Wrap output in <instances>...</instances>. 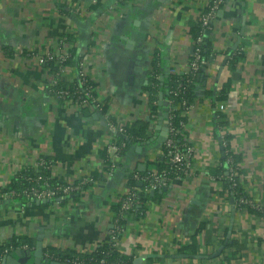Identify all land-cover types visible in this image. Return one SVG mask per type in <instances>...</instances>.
<instances>
[{
    "label": "crops",
    "instance_id": "1",
    "mask_svg": "<svg viewBox=\"0 0 264 264\" xmlns=\"http://www.w3.org/2000/svg\"><path fill=\"white\" fill-rule=\"evenodd\" d=\"M208 2L0 0V246L25 238L34 248L23 251L33 252L40 241L51 262L57 260L48 258V249L91 253L106 242L132 174L155 171L163 155L157 142L161 92L155 94L157 109L148 91L153 64L166 76L187 70L195 51L191 30ZM63 38L84 61L106 103L104 116L88 117L56 101L50 73L29 56ZM204 40L207 65L197 75L181 132L191 150V173L159 190V201L148 198L124 217L118 250L133 264L139 258L141 264H264V220L250 208H235L209 172L220 166L228 138L245 197L264 207V0H226ZM237 49L243 55L231 67L229 53ZM109 122H148L149 139L112 160ZM41 159L56 179L77 183L91 175L93 182L63 203L1 197ZM194 237L196 256L206 258H174ZM225 241L222 253L209 259ZM6 256L32 264L25 256Z\"/></svg>",
    "mask_w": 264,
    "mask_h": 264
},
{
    "label": "built area",
    "instance_id": "2",
    "mask_svg": "<svg viewBox=\"0 0 264 264\" xmlns=\"http://www.w3.org/2000/svg\"><path fill=\"white\" fill-rule=\"evenodd\" d=\"M226 0H209L208 4L200 12L197 22L201 28V34L194 40L195 51L193 58L188 63L187 70L183 73L181 81L177 83V88L171 91V94L178 96L182 95L190 84L192 78L200 71L203 70L207 61L205 58L199 56L198 45L203 43L205 33L210 30L212 20L215 17L217 10L220 5H222ZM68 45L65 43V39H61L59 43L53 49H46L42 52H29V56L34 58L38 65L45 67L50 62L55 63V72L50 74V93L52 97L60 102L61 104L68 106L75 111H80L84 107H91L93 114H99L101 109V103L96 94L95 85L92 83V79L87 71V67L84 61H80L73 68L65 65L71 59V53ZM72 71V72H71ZM71 74H73L71 76ZM76 84L73 85V82ZM63 84V85H62ZM169 112L172 114L174 111L180 109V122L179 129L183 130L184 117L190 107L185 99L177 105L174 106L172 101H168ZM173 117V116H172ZM107 119V117H106ZM108 120V119H107ZM167 123H168V136L165 141L164 151L168 160V164L172 170V177L168 173L163 172L162 174L155 171H150L146 175H140L138 173L132 174V179L145 185L143 192L140 193H155L163 188L168 187L172 181H182L185 177L191 173V150L185 144H178L176 142V135L179 130L174 128L171 123V116L167 112ZM109 130L111 133L124 134L126 126L118 123H108ZM225 146V143H224ZM109 150L112 151V160L117 159L120 155L119 147L114 143L109 146ZM163 154V152H162ZM107 158L106 162H110ZM227 172L226 175L231 182L232 187L236 186V178L239 177L237 166L233 163L231 158L226 161ZM47 166L46 162L42 159L39 160L35 166V169L43 168ZM106 167L112 170V165L109 163ZM214 178V177H213ZM218 181L216 177L214 178ZM28 181L32 183L29 187L23 189L20 194L15 191H8L6 193H1L2 198L14 199L16 196H21L26 202L31 201H50L57 196H69L73 193H78L82 190L83 186L89 185L93 182L91 175L86 176L84 179L77 183H67L64 182L63 185L51 187L47 178L39 175L38 172L34 174L32 178H28ZM137 188H130L129 191L122 197L120 201L119 217L122 214H127L133 212L135 207L141 204L138 195L140 194ZM59 196V197H60ZM237 208L247 207L251 210L257 212L260 217L264 220V207L260 205H254L249 199L245 197H240L236 204ZM119 217L115 215L113 228L109 233L106 240L107 243L113 247L118 248L119 239L123 232V226L120 228L118 225ZM101 264H106L104 261Z\"/></svg>",
    "mask_w": 264,
    "mask_h": 264
},
{
    "label": "trees",
    "instance_id": "3",
    "mask_svg": "<svg viewBox=\"0 0 264 264\" xmlns=\"http://www.w3.org/2000/svg\"><path fill=\"white\" fill-rule=\"evenodd\" d=\"M223 5V4H222ZM221 6V5H220ZM192 37L193 40H195L197 37L200 36L201 34V28L198 22L195 23L193 26L192 30ZM67 37V36H66ZM68 41L72 39L70 36L66 38ZM204 42L198 45L197 47L199 48V56L201 58H205V53H204ZM71 53V59L68 61V63H65L67 66L71 65H77L79 62V59H76L74 54L70 51ZM243 55V51L241 49H237L234 51H231L229 53V65L231 67L235 66L236 63L241 59ZM193 58V55L191 59ZM45 69L48 70L50 74H53L55 72V63L50 62L48 65L44 67ZM202 70H200L191 80L190 84H188L187 90L182 94L175 96L171 94V91L175 90L177 88V83L182 80L183 74L180 75H162L161 67L158 65L157 62L153 64V71L150 75V82L148 85V91L151 94L150 101L153 105L154 108L158 109V106L155 105L157 101V97L155 96L156 92H161L162 93V106L160 107V110L166 111V113H169V116H171V123L174 128L179 130L178 134L176 135V142L178 144H182V135L181 132L182 130L179 129V122H180V109L174 111L172 114L169 112V106L167 105L168 101H172L174 106H177L182 99H185L188 104H190L193 101L194 98V87L197 81V75L201 74ZM159 77H163V81L161 82L159 80ZM76 84V81L73 82V85ZM63 85V84H62ZM60 103V102H59ZM155 103V104H154ZM106 103L102 102L100 106V116H104L106 112ZM80 112L83 115H86L88 117H93V111L91 110V107H84L83 109L80 110ZM173 116V117H172ZM220 125H223V123H219ZM148 130H149V123L148 122H140L136 124H132L131 126H127L125 133L124 134H115L114 135V144L119 147V152L121 155H124L129 147L135 143L139 144L144 141H147L149 139L148 135ZM225 146L223 147V153H224V158L221 161L220 166H217L215 168L210 169V174L216 179H218L219 184L221 185V192L227 195L228 199H232L235 208L237 206L235 205L237 200L240 197H245V194L242 191V186L238 180V177L235 179L236 180V186L232 187L231 182L229 181L228 176L226 175L227 172V164L226 161L228 158H231L233 163L237 166L238 173L240 174L239 166H238V159L237 157L233 154V152L229 148V143H228V138L225 137ZM162 152L163 155L159 159L156 160L155 162V169L158 173L162 174L163 172L168 173L170 177H172V170L170 168V165L168 164L167 157L165 155L164 151V145L162 144ZM43 161L46 162L47 166L43 168H38V169H32V170H26L21 173H19L2 191L1 193H6L8 191H15L17 194H20V192L32 185L30 181H28V178H32L35 173L38 172L39 175L43 176L44 178H47L49 181V185L51 187H56L64 184V181L60 179H56L51 176V168L48 160L46 161L45 159H42ZM109 165V162L106 163ZM147 172L144 173H139L140 175H146ZM96 177V175H95ZM137 182L134 181L133 179H129V189L131 188H137ZM87 187L83 186L82 190ZM145 185H141L140 190L143 191ZM158 192V191H157ZM150 198L148 194L145 193H140L138 195L140 202L147 200L148 198L152 201H159L162 198L163 194L157 193ZM79 193V192H78ZM78 193H73L69 196H57L53 200H58L61 203L70 200L71 198L75 200L77 198ZM246 198V197H245ZM13 200L22 202V203H27L22 199L21 196H16ZM34 201H29L28 203H33ZM250 210L247 207H242ZM119 209H120V203L116 206L114 212L117 217H119ZM142 210V209H141ZM135 211H139V209L136 207ZM258 214V213H257ZM126 215L122 214L119 217L118 225L120 228H122L124 224V217ZM226 235V232L224 233ZM34 244L25 238H19V237H14L12 238L7 244L0 246V263L3 257L6 255H12L14 254L17 250H33ZM48 255V258L50 260H57L58 262L65 263V264H101L102 261L106 264H133V260L131 257H127L125 255H122L118 248L113 247L109 243L105 242L99 247H97L94 251L91 253H76L73 251H67L64 253H57L53 249H48L45 252ZM197 247H196V240L195 237L191 239V244L183 246L178 249V254L180 255H186V256H196L197 255Z\"/></svg>",
    "mask_w": 264,
    "mask_h": 264
},
{
    "label": "water",
    "instance_id": "4",
    "mask_svg": "<svg viewBox=\"0 0 264 264\" xmlns=\"http://www.w3.org/2000/svg\"><path fill=\"white\" fill-rule=\"evenodd\" d=\"M160 81L162 82L163 81V77L160 78ZM158 106L161 107L162 106V93L159 95V102H158ZM164 111V110H163ZM158 131L160 132L159 133V136L157 138V142L158 143H161V144H164L166 139H167V136H168V123H167V113L164 111V113H161V117L159 118V123H158ZM141 148L138 147V151H140ZM167 190V187L166 188H163L161 190V192H165ZM154 193H151V195H153ZM48 201H36L37 204H44V203H47ZM230 202L231 204H233V200L230 199ZM233 216V214H232ZM227 244V241L224 242V244L222 246H220L217 251L215 253H213L212 255H210L208 258L209 259H213V258H216L218 257L225 245ZM15 255L19 258L21 257H26L25 259L27 260H31L32 261V264H60L58 261H48L45 257H44V253H43V250H42V245H41V242L38 241L36 246H35V249L33 252H24L23 250H17L15 252ZM174 258H182V259H185V258H188V259H202V258H206V257H203V256H186V255H175ZM142 262V258H139L137 260L134 261V264H141ZM1 264H23L22 262H19L17 260H15L14 258L12 257H3L2 261H1Z\"/></svg>",
    "mask_w": 264,
    "mask_h": 264
}]
</instances>
